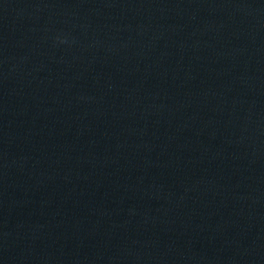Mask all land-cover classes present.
I'll list each match as a JSON object with an SVG mask.
<instances>
[{
  "label": "water",
  "instance_id": "95a60500",
  "mask_svg": "<svg viewBox=\"0 0 264 264\" xmlns=\"http://www.w3.org/2000/svg\"><path fill=\"white\" fill-rule=\"evenodd\" d=\"M264 0H0V264H263Z\"/></svg>",
  "mask_w": 264,
  "mask_h": 264
}]
</instances>
